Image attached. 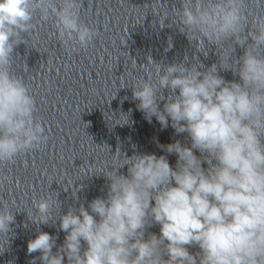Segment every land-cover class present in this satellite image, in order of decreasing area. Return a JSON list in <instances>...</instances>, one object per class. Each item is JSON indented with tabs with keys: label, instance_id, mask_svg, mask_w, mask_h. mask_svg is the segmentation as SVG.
<instances>
[{
	"label": "clouds",
	"instance_id": "obj_1",
	"mask_svg": "<svg viewBox=\"0 0 264 264\" xmlns=\"http://www.w3.org/2000/svg\"><path fill=\"white\" fill-rule=\"evenodd\" d=\"M179 2L173 7L179 31L205 58L214 46L217 60L206 67L195 57L188 64L185 56L162 71L149 55L152 70L144 66L148 78L136 80L132 98L149 124L155 117L161 130L186 135L157 141L162 155L135 145L131 155L119 145L114 152L98 145L107 146L111 162L102 161L104 169L89 167L86 175H102L106 195L59 215L62 244L38 230L27 242V255H40L29 264H264V0ZM82 6V0H0V163H14L49 138L34 118L30 86L10 71L14 46L35 27L38 11L41 21L52 20L66 49L88 47L98 33L81 19ZM159 25L165 26L163 19ZM172 47L168 37L165 52ZM131 112H119L115 122L106 119L110 129L131 126ZM32 203L37 214L29 212L28 219L55 226L59 202L49 196ZM14 223L4 206L0 235L6 246L0 255L10 250ZM155 227L158 232L151 231Z\"/></svg>",
	"mask_w": 264,
	"mask_h": 264
}]
</instances>
